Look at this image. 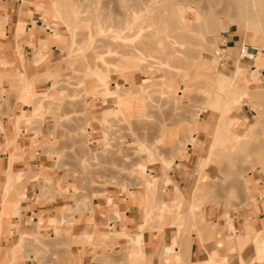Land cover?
Listing matches in <instances>:
<instances>
[{
  "label": "rangeland",
  "instance_id": "obj_1",
  "mask_svg": "<svg viewBox=\"0 0 264 264\" xmlns=\"http://www.w3.org/2000/svg\"><path fill=\"white\" fill-rule=\"evenodd\" d=\"M42 1L44 9L37 7L38 0L29 2L51 35L54 50H49V83L46 91L36 92L32 82L20 81V88L15 90L18 95L23 92L24 98L19 100L26 110L16 120L23 119L25 131L39 137L48 157L55 155L58 163H66L70 177L77 181L73 184L75 196L97 195L99 189L112 193L144 183L146 207L152 201L147 221L166 225L176 220L179 228L173 245L187 243V227L214 214L215 220L226 224L227 252L237 255L249 243L253 253L246 264H264L263 221L255 224L247 216L236 222L263 193L254 189L264 182V0H164L167 4L162 0ZM56 2L58 16L54 14ZM123 3L135 6L133 23L141 19L149 23L143 30L145 37L132 32L133 36L117 40L121 43L118 48L99 47L104 35L97 33L95 23L125 15ZM191 6L198 13L223 20V24L209 32L200 15L198 29L193 28L189 24ZM173 9L176 13L187 11L188 23L180 18L169 27L165 15L160 20L153 17L156 11L170 14ZM240 45L259 51L249 59L239 54ZM176 49L178 53L168 52ZM134 65L137 68L131 67ZM238 67L245 71L236 79ZM89 127L98 130L94 144H89ZM57 148L58 152L52 150ZM10 171L13 177L7 173L10 180L8 176L5 179L1 220L18 212L17 202H10L8 197L16 192L23 195L27 177L26 173ZM170 172H177L184 182L182 193L177 186L173 195L169 190ZM6 223L4 229L5 223L0 222V242L6 243L0 254L7 257L0 264H22L30 253L39 264H69L68 254L56 250L54 240L62 236L58 231L54 239L43 238L15 231L12 220ZM113 235L128 237L132 256L144 255L141 234ZM82 237L91 241V230L84 231ZM19 239L20 244L13 247ZM70 239L71 245L78 243L72 236ZM172 246L165 247L163 254L173 251ZM217 252L191 264H215L213 259L216 264H228L222 245ZM71 259L74 261L70 253ZM162 261L158 264H171L165 263L167 257Z\"/></svg>",
  "mask_w": 264,
  "mask_h": 264
},
{
  "label": "crops",
  "instance_id": "obj_2",
  "mask_svg": "<svg viewBox=\"0 0 264 264\" xmlns=\"http://www.w3.org/2000/svg\"><path fill=\"white\" fill-rule=\"evenodd\" d=\"M29 1L0 0V101L3 103L0 109V212L6 199L3 191L8 171L27 174L23 180V195L16 192L8 197L10 202H17L18 212L9 219L8 216H2L0 222L5 223L4 229L8 224L6 222L12 220L14 230L20 233L39 234L43 238L49 236L54 239L58 231L62 236L54 240L55 247L58 253L68 254L69 264H158L164 257L168 258L165 263L191 264L201 261L213 251L217 252L219 245H222L229 257L228 264L249 262L253 253L249 243L237 255L235 252H227L226 224L215 220L214 214L206 215L203 219L200 213L202 219L196 221L193 227L188 226L184 232L187 243L183 246L178 243L173 245L172 241L178 236L179 228L176 220L166 225L156 220L147 221L152 201L146 207L147 189L144 183L133 185L127 190H114L112 193L104 194L99 189L97 195L84 193L75 196L73 184L77 181L70 177L66 163H58L55 155L48 157L47 149L42 147L39 137L34 138L25 131L23 119L19 120L20 130L17 131L16 119L26 109L19 100L24 98L23 92L20 91L18 95L15 89L20 88L21 80H27L32 82L36 92L46 91L45 86L49 83L47 71L51 65L49 50H54L50 44L49 28L36 16L35 6ZM37 7L44 9L42 0H38ZM261 75L264 77L263 73ZM88 129L91 140L89 144H94L99 138L98 130L92 127ZM52 150L58 152L60 149ZM179 177L177 172L169 175L168 186L172 195L175 186L182 193L184 182ZM257 190L264 193V182L257 183L254 191ZM263 193L257 196L258 201L253 208L246 209L245 214L238 216L237 224L247 216L255 224L264 223ZM153 202L157 205V201ZM213 224L216 225L212 227ZM88 230L92 232L91 241H85L82 237L84 231ZM68 232L78 242L76 245L70 244L71 236ZM116 233L141 234L144 255L132 256L128 237H116L113 235ZM103 234L108 236L103 237ZM219 240L223 243H219ZM19 242L20 239L13 247ZM169 246L173 247V251L164 255L163 249ZM4 247L6 243L0 242V248ZM70 253L74 261H70ZM6 258L0 254V263ZM21 263L39 264L31 253Z\"/></svg>",
  "mask_w": 264,
  "mask_h": 264
},
{
  "label": "bare ground",
  "instance_id": "obj_3",
  "mask_svg": "<svg viewBox=\"0 0 264 264\" xmlns=\"http://www.w3.org/2000/svg\"><path fill=\"white\" fill-rule=\"evenodd\" d=\"M71 1V0H70ZM74 1H77V0H74ZM73 1V2H74ZM126 2H128V0H125ZM160 1V0H159ZM164 0H162V3L164 4V2L166 1H164ZM168 1V0H167ZM124 2V1H123ZM255 2V1H254ZM96 3V2H95ZM125 3V2H124ZM123 3V4H124ZM166 4L168 3V2H165ZM141 4V3H140ZM140 4L138 5V7H140ZM159 4V3H158ZM165 4V5H166ZM252 4V3H251ZM254 4V3H253ZM252 4V5H253ZM56 5H57V2H56ZM59 5V4H58ZM58 5H57V7H58ZM125 5V8L127 7V11H126V13H125V15H123V16H121L120 18H115L114 20H112L111 22H109L108 20L107 21H105L104 19V21L103 22H101L102 24H96L95 23V25L98 27L97 29H95L96 31H97V33H102V35H104V37H102L99 41H100V45H99V47H102V48H104V47H109L110 49L112 48L113 49V47H115L116 46V48H118V46H121V43H120V45H119V42L117 41L119 38H126V37H129V36H133L134 34L132 33V32H136V33H142V34H144V36H143V38L145 37V33H143V30L147 27V25L149 24L148 22V24H145V22L144 21H142V19H141V21H139L138 23H133L132 22V17L134 16L133 15V12H132V9H134V7L135 6H131V4H128L127 5V3L126 4H124ZM192 5V4H191ZM142 6V5H141ZM157 6V5H156ZM248 6V5H247ZM253 6H256V5H253ZM133 7V8H132ZM162 7V6H161ZM161 7H160V10L162 11V10H164V9H161ZM176 7V6H175ZM137 8V7H136ZM195 7H190V13H191V15H192V20L190 21V23L189 24H192V25H194V27L193 28H195V26L197 27V26H199L200 25V21H199V19H200V15H202L203 16V18H204V21H205V27L207 28V31H209V32H214V31H216L218 28H219V26H221L222 24H223V20H221V19H217V18H215L214 16H210V13H203V12H201V11H199V13L198 12H196L195 10H193ZM105 9V8H104ZM157 9V8H156ZM167 9V8H166ZM187 9V8H186ZM256 9V8H255ZM254 8H253V10H255ZM257 9H258V7H257ZM256 9V10H257ZM55 10H56V13H54L56 16H58V15H60V9H59V7L58 8H55ZM123 10H124V7H123ZM137 10V9H136ZM158 10V9H157ZM156 11V14L153 12V13H150V14H155V16H153V17H157L156 18V20L158 19V20H160V18H163L164 17V15L166 16V17H164V19H165V21L168 23V25H169V27H171V26H173L174 24H175V22H177L180 18L184 21V22H186V23H188L187 21H188V18H187V11L185 12V10L183 9V10H181V12L180 13H176V11L174 12V9H173V11L170 13V14H163L164 13V11L163 12H161V11ZM168 10V9H167ZM103 11V10H102ZM106 11H108V10H106ZM138 11V10H137ZM261 10H259V12H260ZM55 12V11H54ZM76 12H77V10H76ZM256 12V14H257V12L258 11H254V13ZM261 12H263V11H261ZM70 13V12H69ZM167 13V12H166ZM201 13V14H200ZM253 13V14H254ZM264 13V12H263ZM66 14V13H65ZM75 14V13H74ZM77 14V13H76ZM79 15V14H78ZM90 15V14H89ZM133 15V16H132ZM249 15V14H248ZM260 15H262V14H260ZM260 15H258V16H260ZM151 16V15H150ZM149 16V18H151ZM263 17H264V15H262ZM64 17V16H63ZM62 17V18H63ZM80 17H82V16H80ZM85 17V16H84ZM101 17V16H100ZM106 17V16H105ZM109 17V16H108ZM147 17H148V15H147ZM60 18V17H59ZM104 18V17H103ZM107 18V17H106ZM79 19V18H78ZM77 19V20H78ZM81 19V18H80ZM85 19V21H89L90 20V22H91V19H88V18H84ZM99 19V18H98ZM148 19V18H147ZM147 19H145V20H147ZM155 19V18H154ZM153 19V20H154ZM261 19V18H260ZM144 20V19H143ZM155 20V21H156ZM264 20V19H263ZM65 21V20H64ZM79 21V20H78ZM93 21V20H92ZM149 21V20H148ZM152 22V21H151ZM150 22V24H152ZM154 22V21H153ZM158 22V21H157ZM75 24V23H74ZM77 24V23H76ZM75 24V25H76ZM81 24V23H80ZM83 24H85L84 22H83ZM91 24H93V23H91ZM156 24V23H155ZM181 24V23H180ZM78 25V24H77ZM86 25V24H85ZM84 25V26H85ZM157 25V24H156ZM178 25V24H177ZM187 25V24H186ZM66 26V25H65ZM80 26H82V25H80ZM79 26V28L81 29V27ZM84 26H83V28H84ZM90 26V25H89ZM95 26V27H96ZM176 26V25H175ZM228 26V25H227ZM205 27H204V29H205ZM78 28V29H79ZM152 28V27H151ZM157 28V27H156ZM192 28V27H191ZM85 29V28H84ZM87 29L88 28H86L85 29V32L87 31ZM155 29V28H154ZM197 29H198V27H197ZM93 30V29H92ZM92 30H91V32H92ZM94 30V31H95ZM79 31H81V30H79ZM147 31H148V29H147ZM149 31H150V29H149ZM148 31V32H149ZM155 30H153V31H151V32H154ZM174 31V30H173ZM88 32V31H87ZM86 32V33H87ZM159 32V31H158ZM197 32H198V30H197ZM206 32V31H205ZM79 33V32H78ZM89 33V32H88ZM150 33V32H149ZM80 34H82V32L80 33ZM96 34V33H95ZM146 34H147V32H146ZM181 34V33H180ZM83 35V34H82ZM88 36H89V34H87ZM150 35H154L153 33L152 34H150ZM149 35V36H150ZM185 35V34H184ZM226 35V34H225ZM181 36H182V34H181ZM147 37V36H146ZM178 37V36H177ZM59 38V37H58ZM89 38V37H88ZM141 38H142V36H141ZM182 38V37H181ZM187 39V38H186ZM86 40V39H85ZM83 42V41H82ZM147 42V41H146ZM167 42V41H166ZM169 42V41H168ZM185 42V41H184ZM171 43V42H170ZM79 45V44H78ZM82 45V44H81ZM125 45V44H124ZM123 45V46H124ZM149 45V44H148ZM151 45V44H150ZM173 45V44H172ZM130 46V45H129ZM153 46V45H152ZM152 46H150V47H152ZM155 46V45H154ZM140 47V46H139ZM138 47V48H139ZM149 47V46H148ZM171 47V46H170ZM173 47V46H172ZM176 47V46H175ZM120 48V47H119ZM121 48H123V47H121ZM121 48H120V50H121ZM156 48V47H155ZM177 48V47H176ZM130 49V48H129ZM173 49V48H172ZM105 50V49H104ZM133 51H134V49H132ZM179 50V49H178ZM178 50L176 49V50H173L172 52L169 50L168 52L170 53V54H173L174 52H177L178 53ZM100 51V50H99ZM98 51V52H99ZM145 51V50H144ZM123 52V51H122ZM129 52V51H128ZM132 52V51H131ZM130 52V53H131ZM141 52H142V50H141ZM168 52L166 53V54H168ZM181 52V51H180ZM183 52V51H182ZM136 53V52H135ZM184 53V52H183ZM127 54H129V53H127ZM134 54V53H133ZM137 54V53H136ZM161 55V54H160ZM140 56V55H139ZM166 56V55H165ZM169 55H167V57H168ZM142 57V56H141ZM178 57V56H177ZM176 57V58H177ZM130 58V57H129ZM169 59V58H168ZM114 60V59H113ZM129 60H131V58L129 59ZM171 60V59H170ZM154 61V60H153ZM131 62V61H130ZM150 62V61H149ZM170 62V61H169ZM176 62V61H175ZM174 62V63H175ZM135 63H138V62H135ZM172 63V62H171ZM178 63V62H177ZM132 64H134L133 63V60H132ZM137 65V64H136ZM139 65V64H138ZM140 66V65H139ZM132 68L133 67H136L135 65L134 66H131ZM145 67V66H144ZM137 68V67H136ZM139 68V67H138ZM140 69V68H139ZM161 69V68H160ZM112 71V70H111ZM243 71H245V70H242L240 67H238V69H237V78L236 79H238L239 77H241L242 76V74L244 73ZM235 74H236V72H235ZM104 75V77H105V74H103ZM235 78V77H234ZM99 80V79H98ZM159 83V82H158ZM103 84V83H102ZM104 84H108V83H106V82H104ZM150 85V84H149ZM105 86V85H104ZM18 118V117H17ZM19 119V118H18ZM18 122V121H17ZM235 123V122H234ZM236 124V123H235ZM18 130V129H17ZM19 131V130H18ZM215 134V133H214ZM238 136V135H237ZM212 146V145H211ZM214 146V145H213ZM215 147V146H214ZM17 156V155H16ZM210 158V157H209ZM7 171V170H6ZM10 172H12V171H10ZM13 173V172H12ZM8 174H10L9 172H8ZM8 174H6L7 176H8ZM10 175H12V177H13V174H10ZM9 175V176H10ZM7 176H6V178L5 179H7ZM8 176V177H9ZM15 178H16V175H15ZM12 179V178H11ZM9 180H10V177H9ZM6 181V180H5ZM13 181V180H12ZM7 186V185H6ZM8 192V191H7ZM145 200V199H144ZM145 202V201H144ZM18 207V206H17ZM58 217V216H57ZM262 240V239H261ZM22 241V240H21ZM183 241V240H182ZM18 244H20V243H18ZM22 244V243H21ZM25 245V244H24ZM23 245V246H24ZM18 246V245H17ZM6 249V248H5ZM11 253V252H10ZM9 253V254H10ZM166 260V259H165ZM199 263V262H198ZM213 263H217L216 262V260L215 259H213Z\"/></svg>",
  "mask_w": 264,
  "mask_h": 264
},
{
  "label": "built area",
  "instance_id": "obj_4",
  "mask_svg": "<svg viewBox=\"0 0 264 264\" xmlns=\"http://www.w3.org/2000/svg\"><path fill=\"white\" fill-rule=\"evenodd\" d=\"M258 51H259V48L254 47V46H250V45H240L239 46V54L241 56L247 57L249 59H251V57H248L249 55H253L254 52L258 53ZM220 57H222V56H220Z\"/></svg>",
  "mask_w": 264,
  "mask_h": 264
}]
</instances>
